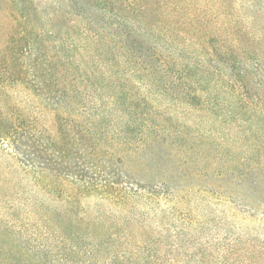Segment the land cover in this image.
<instances>
[{
    "label": "rangeland",
    "instance_id": "374dc122",
    "mask_svg": "<svg viewBox=\"0 0 264 264\" xmlns=\"http://www.w3.org/2000/svg\"><path fill=\"white\" fill-rule=\"evenodd\" d=\"M145 1L148 7L136 18V32L170 41L179 62L202 58L181 23L174 30L172 22L161 20L171 25L166 34L156 30V5L179 4L183 21L186 4L200 8L208 0ZM13 6H25L44 31L53 21L59 24L49 41L75 58L73 72L99 71L104 60L103 79L91 76L87 83L108 101L117 87L114 66L105 62L115 30L106 24L121 18L87 0H0V42L9 24L6 12ZM113 46L119 55V46ZM118 67L128 74V64ZM190 72L196 76L200 70ZM127 77L119 86V108L125 113L107 117L102 146L120 156L135 178L168 183L183 211L117 209L93 197L79 198L71 182L66 194H48L39 164L22 162L20 153L0 146V263L264 264V102L239 97L211 72L187 86L200 96L191 103L177 85L165 92L163 82L144 72ZM9 94L0 96V105L13 101L41 114L30 92L16 88ZM129 104H135L134 112L128 111ZM133 119L131 127H124ZM48 177L65 181L56 172ZM243 207L249 210L246 222L240 220Z\"/></svg>",
    "mask_w": 264,
    "mask_h": 264
},
{
    "label": "trees",
    "instance_id": "16d2710c",
    "mask_svg": "<svg viewBox=\"0 0 264 264\" xmlns=\"http://www.w3.org/2000/svg\"><path fill=\"white\" fill-rule=\"evenodd\" d=\"M87 2L104 14L111 13L110 17L121 18L106 24L115 30L111 33V56L105 62L114 66L116 92L104 103L102 91L87 83L91 76L103 79L104 60L99 71L85 75L73 72L70 67L76 63L75 58L65 56L49 41L59 24L53 21L50 31H44L32 22L25 6H13L6 12L9 24L0 42V96L7 97L16 88L28 91L41 114L28 112L13 101L0 105V146L20 153L22 162L39 164L46 172L43 179L47 180L48 194H66L71 182L79 198L93 197L117 209L164 208L182 212L178 196L168 183L135 178L120 156L102 146L107 117L112 112L125 113V108H119L123 106L119 86L138 71L163 82L165 92L179 86L190 103L199 101L200 96L195 90H187V86L205 79L209 72L216 73L221 84L239 97L264 102V0H208L209 5L200 8L189 3L184 7L183 21L178 18L182 6L158 2L156 30L167 33L171 24H160L161 20L172 22L174 30L181 23L191 42L201 50L202 58L187 63L176 60L170 41L136 32L134 23L146 12L147 1ZM113 45L119 46V55ZM62 47L66 48L64 44ZM120 62L130 66L128 74L118 67ZM194 68L200 70L196 76L190 72ZM122 73L125 77L119 76ZM129 107V112L135 111V104ZM135 121L126 122L124 127H131ZM52 172L64 175L65 181L57 179L58 183H54L48 177ZM248 212L243 207L241 221H247Z\"/></svg>",
    "mask_w": 264,
    "mask_h": 264
}]
</instances>
